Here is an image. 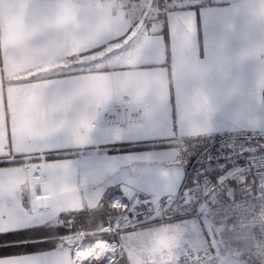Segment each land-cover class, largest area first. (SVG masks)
<instances>
[{
    "label": "crops",
    "instance_id": "crops-1",
    "mask_svg": "<svg viewBox=\"0 0 264 264\" xmlns=\"http://www.w3.org/2000/svg\"><path fill=\"white\" fill-rule=\"evenodd\" d=\"M211 1L165 10L157 0H88L83 17H74L76 31L68 34L65 28L61 43L37 48L22 58L8 46L0 48V142L6 124L18 144L24 137L33 138L36 143L26 150L45 149L43 154L52 161L46 163V172L55 173L59 186L74 189L78 178L80 196L90 208L106 191L115 189L128 198L140 192L175 196L186 182L178 146L109 149L139 142L178 143L185 137L221 133L264 135V21L253 14L258 0ZM4 2L0 0V5ZM11 3L20 11H39L46 0ZM94 19L106 22L96 35L107 38L80 43L78 34L90 29ZM177 20L188 21L191 31L186 48L176 53L174 67ZM143 32L151 40L152 59L139 67H123L122 53L137 47ZM93 51L101 58H95ZM105 53L107 59L101 61ZM92 59L96 64L90 63ZM161 69H166V77ZM133 85L140 86V94L130 101ZM184 100L196 113L190 120ZM114 101L142 106L145 111L159 109L165 130H138L151 127V120L124 129L96 126L99 111ZM173 129L176 139L171 138ZM181 130L191 135L181 137ZM52 154L66 156L49 158ZM12 166L0 160V170ZM15 171L29 183H38L24 169ZM23 203L29 207L27 193ZM81 207L85 204L76 196L60 204L64 213L79 212ZM57 245L0 257L47 253Z\"/></svg>",
    "mask_w": 264,
    "mask_h": 264
},
{
    "label": "snow or ice",
    "instance_id": "snow-or-ice-1",
    "mask_svg": "<svg viewBox=\"0 0 264 264\" xmlns=\"http://www.w3.org/2000/svg\"><path fill=\"white\" fill-rule=\"evenodd\" d=\"M190 23L186 20H177L173 29L174 35V67H176V53L182 52L188 42L190 35ZM142 42L137 47H131L126 52L122 53L126 58V63L123 67H139L141 63L149 62L153 57V51L151 48V40H149L143 32ZM165 73L166 69H161ZM139 85H133L130 87V101L131 98L137 96L139 93ZM170 102V97L166 98ZM132 108L131 103L127 105ZM185 115L189 120L196 115L191 107L185 102ZM137 116L136 120H151L153 125L151 127H141L138 130H165L163 127V117L160 115L159 109L142 110L135 109ZM96 129V128H95ZM118 134L122 135L123 130H117ZM191 133H184L180 131L181 137ZM200 134V133H198ZM197 134V135H198ZM176 129L172 131V139H176ZM93 138V136H92ZM91 138V139H92ZM35 140L31 137H24L22 143H17L16 139L9 126L5 125L3 134V141L0 142V160L8 161L12 167L0 170V234L5 232H16L15 237H5L6 239H21L30 233L21 231L22 229L33 227L38 229L37 234H44L45 228H63L65 224L72 225L73 220L69 219L64 221L62 217L65 213L60 210V204L63 203L64 198L69 196L80 197L81 203L85 204V207L78 209L80 213L91 212L94 216H99L101 222V228L111 229L123 222H128L130 216L127 218L119 217L113 218L108 223H104V212L101 209V201L96 203L95 208L87 206L86 201L80 196L83 189L80 186L79 179L77 178L74 189L63 188L56 184L54 176L55 173H49L45 171H39V182L29 183L22 179L20 175L15 171L16 169H24L29 163H35L39 166L41 160L44 163H50L52 161L44 158L45 149H34L33 151H27L26 149L32 147L35 144ZM80 145H78L79 147ZM84 146V145H82ZM30 158V159H24ZM36 173L34 172V175ZM47 177V178H46ZM216 180L214 186L210 187L208 191H201L195 193V204L193 212L191 214L185 213V210L193 205L192 199L182 201L183 207L178 208L176 211L178 214H184L187 218L172 219L168 216L167 219L175 226L182 227L184 232L189 230L190 225L206 220L209 215H216L225 217L231 211L232 206L237 202L238 198L234 195L235 189L233 186H225L218 176L213 177ZM25 193L29 196V207H25L23 198ZM189 197L193 196V193L188 194ZM162 200H167V197H161ZM167 205H161V209ZM123 209L128 211V206L119 202L114 203L111 206L112 213L119 214V210ZM160 209V210H161ZM171 211V209H169ZM55 219V223H53ZM152 219H162L159 216H153ZM119 233L121 240H123L125 231L116 228V231H109L108 235H117ZM73 235L69 233L68 236ZM96 236L95 231L84 232L79 239L72 242L67 241V237L63 239V244H58L56 248L47 253L33 254L24 256L21 258H2L0 257V264H110L115 258V253L108 249L120 247V243H112L98 239L95 245L91 248H83L81 244L86 236ZM100 235H103L101 233ZM101 244H106L107 248H100ZM87 253L88 259L81 260L79 254ZM98 253V255H97Z\"/></svg>",
    "mask_w": 264,
    "mask_h": 264
},
{
    "label": "built area",
    "instance_id": "built-area-1",
    "mask_svg": "<svg viewBox=\"0 0 264 264\" xmlns=\"http://www.w3.org/2000/svg\"><path fill=\"white\" fill-rule=\"evenodd\" d=\"M122 1V0H113ZM199 0H162L163 9L167 10L171 5L190 4L194 5ZM129 103L125 101H114L108 107L99 111L94 124L102 128L117 127L124 129L130 124H139L143 121L136 120L137 113L135 109H142V106H132L129 108ZM47 160V155L43 154ZM30 159V158H24ZM247 166L253 187L248 194L237 196V202L232 206L231 211L225 217L216 215H209L207 221L213 231L218 247L224 253L225 260H218L210 251L192 252L180 256L175 261H170L165 264H264V155H252L248 158ZM243 164L236 163L228 168L223 169L218 176L220 181L227 182L229 180H238L243 171ZM24 170L28 173L32 182H39V171L46 172V163L40 161L39 166L35 163H29ZM34 172L36 173L34 175ZM216 180L210 172L202 171L195 176H192L187 182L183 184L179 192L175 196H166L167 200H162L164 196H153L147 192H141L136 196L135 204L131 205L126 201L121 194H115L112 197V205L114 203H121L128 206V211L125 212L122 208L117 213L109 216L103 222L108 223L113 218L130 216L128 222H123L111 229L101 228L99 225L97 233H108L110 230L115 232L116 228L126 231L134 229L139 226L148 224L153 216L162 217L156 221L163 222L167 220L168 216H186L178 214L177 209L183 207L182 201L187 199L193 200V205H190L185 213L191 214V209L195 204V193L201 191H208L210 187L214 186ZM193 193L189 197V193ZM161 205H167L161 209ZM161 209V210H160ZM171 209V211H169ZM68 218L67 220H69ZM66 220V221H67ZM73 235L68 236L69 233ZM88 232L86 229L75 227L66 224L67 241L72 242L79 239L80 236ZM118 234V233H117ZM92 235L84 238L82 245ZM249 240L248 246L239 248L235 243L239 241ZM95 243L97 240L94 241ZM89 244L83 248H91L95 243ZM103 245V246H102ZM100 248H107L106 244H101ZM112 251L113 249H108ZM80 259L84 254H79ZM82 260V259H81Z\"/></svg>",
    "mask_w": 264,
    "mask_h": 264
},
{
    "label": "rangeland",
    "instance_id": "rangeland-1",
    "mask_svg": "<svg viewBox=\"0 0 264 264\" xmlns=\"http://www.w3.org/2000/svg\"><path fill=\"white\" fill-rule=\"evenodd\" d=\"M158 1L159 0H157V3H159ZM182 5L190 4L182 3ZM109 52L110 54L112 53V51ZM91 54L94 55L95 58L100 57H98L96 52L94 51ZM106 59L107 58L105 53L103 54V58L101 59V61ZM95 61L97 60L92 59L90 60V63L96 64ZM215 135L223 134L205 135L206 137H209L206 143L209 150H204L198 153V158L192 160L193 167L191 165L189 174H187V171L185 170L186 182L188 181L187 179H190L192 176H195L202 171L210 172L211 170H217L220 173L225 168H228L236 163H241L244 167L240 175L241 177L238 180H229L225 182L224 185L233 186L235 189L234 195L236 197L248 194L253 187V181L249 173L247 161L248 158L252 155H264V135L250 133H234L226 136ZM181 143L182 142L180 140L178 142L180 146L178 147L179 151H181V149H185V146H182L184 144ZM181 152L183 155L181 154ZM181 152V160L185 167L190 157H187L188 153H186L185 151ZM189 155H191V153H189ZM115 194L123 195L126 198L125 200L128 201L131 205L135 204V198L138 195L136 194L134 197L128 198L122 192L116 189L113 190L108 203V212L104 216L103 221L109 216L115 214L112 213L111 209L113 200L112 197ZM192 212L193 209H191V213ZM68 218L73 220V225L75 227L86 229L88 232H96L101 222L99 221L94 228L87 229L77 221L74 212H70ZM177 218L187 217L172 216L173 220ZM156 220L157 219H152L146 225L126 230L123 240H121L119 233L117 235H108V233H103V235H100L101 233L96 232L97 235H92L91 237H89L82 245V247H86L91 243L93 244V242L98 239H102L104 241H109L112 243H120V247L113 248L112 250L115 253V258L113 261H110V264H118L122 261V259L126 260L128 264H165L170 261L177 260L182 255H186L192 252L205 251H210L218 260H225L224 253H222V251L218 247L213 231L207 219H202L201 222L190 225L187 232H184L182 227H178L172 224V222L168 219L163 222ZM205 232H207L208 234ZM65 235L66 231L60 238L61 244L65 242L63 240L65 239ZM249 243V240H242L236 242L235 244L239 248H243L245 246H248ZM82 254H84L83 258H81L82 260L88 259L87 253Z\"/></svg>",
    "mask_w": 264,
    "mask_h": 264
},
{
    "label": "clouds",
    "instance_id": "clouds-1",
    "mask_svg": "<svg viewBox=\"0 0 264 264\" xmlns=\"http://www.w3.org/2000/svg\"><path fill=\"white\" fill-rule=\"evenodd\" d=\"M88 0H46L39 11L27 12L16 9L11 0L0 5V48L10 47L19 56L31 54L37 48L61 43L65 36L76 31L74 17H83ZM253 14L264 21V0L253 5ZM106 27V22L94 19L90 29L78 34L82 44L100 43L106 36H97ZM43 38V39H41Z\"/></svg>",
    "mask_w": 264,
    "mask_h": 264
},
{
    "label": "trees",
    "instance_id": "trees-1",
    "mask_svg": "<svg viewBox=\"0 0 264 264\" xmlns=\"http://www.w3.org/2000/svg\"><path fill=\"white\" fill-rule=\"evenodd\" d=\"M213 1L211 0H199L196 4L195 7L197 6H202V5H207L211 4ZM159 4L163 8V3L161 0H159ZM191 5H183L181 7H175V6H170V9H183V8H189ZM168 8V9H169ZM223 135H215V136H226L234 133H221ZM246 134V133H245ZM209 137L206 136H194V137H185L181 140V144H184L182 146H185V149L181 151H185L187 154V157L189 158V161H187L185 167L187 174H189L191 165L193 167L192 160H195L198 158V153L206 150L208 151L209 149L207 148V141ZM205 144V145H204ZM165 146H179L178 143L174 142H165V141H154V142H139V143H129V144H123V145H118L117 148H112L109 150H120V151H137V150H142V149H154V148H159V147H165ZM180 151V152H181ZM191 153V155H189ZM182 154V152H181ZM183 155V154H182ZM66 155L64 154H58V155H48L49 158H60L64 157ZM192 163V164H191ZM210 173L212 174L213 177L219 176V171L217 170H211ZM189 180V179H187ZM223 184L225 183L224 181H221ZM113 190H108L104 193L103 198L101 199V209L104 212V216L108 212V203L110 196L112 194ZM194 207V206H193ZM192 207V209H193ZM70 215V212H66L65 215L62 217V219L65 221L68 216ZM74 215L77 219L78 222L82 224V226L86 227L87 229H92L96 226V224L101 221L99 216H94L93 213L91 212H85V213H80V212H74ZM186 217V216H184ZM55 223V222H53ZM26 233H30V235H26L21 239H6L5 237H15L17 236L16 232H8V233H3L0 234V256L4 255H13V254H21V253H29V252H36V251H42V250H47L52 247H55L57 244L60 243V238L61 236L65 233L66 231V225L63 228H45L44 229V234H37L39 231L36 228H29L25 230H21ZM207 233V232H205ZM208 234V233H207ZM206 236V235H205ZM207 237V236H206ZM209 238V236H208ZM118 264H128L126 260L122 259L121 262Z\"/></svg>",
    "mask_w": 264,
    "mask_h": 264
}]
</instances>
